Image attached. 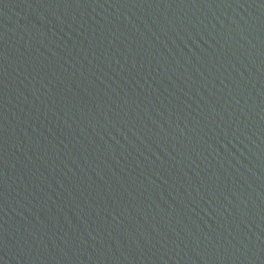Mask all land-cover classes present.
Here are the masks:
<instances>
[{"label":"water","instance_id":"1","mask_svg":"<svg viewBox=\"0 0 264 264\" xmlns=\"http://www.w3.org/2000/svg\"><path fill=\"white\" fill-rule=\"evenodd\" d=\"M0 264H264V0H0Z\"/></svg>","mask_w":264,"mask_h":264}]
</instances>
